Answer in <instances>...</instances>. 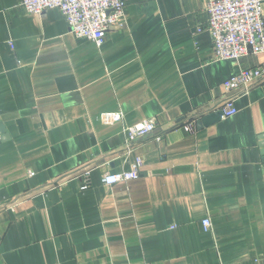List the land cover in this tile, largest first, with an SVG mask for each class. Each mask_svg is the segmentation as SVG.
I'll use <instances>...</instances> for the list:
<instances>
[{
	"label": "crops",
	"instance_id": "1",
	"mask_svg": "<svg viewBox=\"0 0 264 264\" xmlns=\"http://www.w3.org/2000/svg\"><path fill=\"white\" fill-rule=\"evenodd\" d=\"M207 1L124 0L97 46L0 0V264H264V82L222 85L264 52L215 60ZM229 96L235 115L200 123Z\"/></svg>",
	"mask_w": 264,
	"mask_h": 264
},
{
	"label": "built area",
	"instance_id": "2",
	"mask_svg": "<svg viewBox=\"0 0 264 264\" xmlns=\"http://www.w3.org/2000/svg\"><path fill=\"white\" fill-rule=\"evenodd\" d=\"M263 0H209L205 5L207 21L197 31L208 30L213 44L215 60H239L247 55L264 52ZM28 13H41L49 8H57L68 23L69 32L78 38L93 41L97 46L103 44L106 31L110 26L121 25L124 16V0H20ZM264 82V67L240 68L226 78L222 85L227 92H247L253 85ZM222 117L237 113L233 97L229 96L219 107ZM105 122H121L120 111L102 115ZM155 122L147 119L133 125H124L127 144L153 131ZM186 131L192 130L191 123L184 125ZM140 157L131 163L130 169L117 173H104L102 182L111 185L120 181L135 179L139 174ZM29 175L32 172H28ZM84 179L81 189H87ZM209 226L208 219L203 220ZM141 264H150L144 262Z\"/></svg>",
	"mask_w": 264,
	"mask_h": 264
},
{
	"label": "water",
	"instance_id": "3",
	"mask_svg": "<svg viewBox=\"0 0 264 264\" xmlns=\"http://www.w3.org/2000/svg\"><path fill=\"white\" fill-rule=\"evenodd\" d=\"M219 116H221V112H220V111H218L217 113H214V115H213L212 117H211V116H208V117H206V118H203V119L200 121V123H203L204 125H205V124H208V123L214 121L215 118H219ZM198 123H199V122H198Z\"/></svg>",
	"mask_w": 264,
	"mask_h": 264
}]
</instances>
